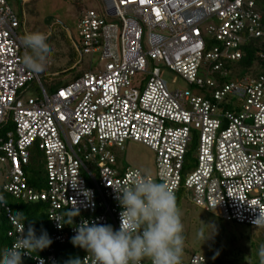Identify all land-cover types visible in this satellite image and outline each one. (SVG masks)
<instances>
[{
	"label": "built area",
	"instance_id": "2783aa9c",
	"mask_svg": "<svg viewBox=\"0 0 264 264\" xmlns=\"http://www.w3.org/2000/svg\"><path fill=\"white\" fill-rule=\"evenodd\" d=\"M81 13L75 44L91 55L89 70L48 93L21 63L22 21L0 0V126L13 125L0 136V194L47 203L52 243L38 255L44 264H58L56 244L83 220L119 227L114 188L143 172L119 165L112 148L127 141L154 151L151 175L176 200L183 193L228 222L256 227L264 211V74L233 78L228 64L251 40L264 63V0H102L99 10ZM159 62L196 92L170 89ZM35 81L43 94L27 97ZM33 146L45 156L42 189L25 173ZM71 207L79 215L57 227L53 218L63 223ZM0 209L13 244L17 229ZM32 256L22 257L39 264ZM82 264H92L86 252ZM182 264L219 263L195 252Z\"/></svg>",
	"mask_w": 264,
	"mask_h": 264
},
{
	"label": "clouds",
	"instance_id": "9594fccd",
	"mask_svg": "<svg viewBox=\"0 0 264 264\" xmlns=\"http://www.w3.org/2000/svg\"><path fill=\"white\" fill-rule=\"evenodd\" d=\"M21 43L26 49L21 57L24 68L36 77L44 76L52 57L46 37L38 32L28 33L22 37ZM114 190L121 208L119 227L114 230L111 224L83 220L75 225L71 243L84 249L92 264H142L143 261L182 264L184 227L173 189L164 182H156L149 172L143 171L133 173L130 185ZM0 207L12 216L17 229V239L12 246L0 250V264H22V256L33 257V253L37 254L39 264H44L38 253L52 243L47 231L41 228L37 235L31 223L25 229L28 219L22 212L12 215L3 194H0ZM64 215L63 223L59 218H53L57 227L71 225L79 210L71 207ZM252 223L264 227V211H259ZM213 232L211 225L207 235L201 228L196 236L203 243ZM257 256L259 264H264V245L259 247ZM65 264H82V259L72 257Z\"/></svg>",
	"mask_w": 264,
	"mask_h": 264
},
{
	"label": "rangeland",
	"instance_id": "374dc122",
	"mask_svg": "<svg viewBox=\"0 0 264 264\" xmlns=\"http://www.w3.org/2000/svg\"><path fill=\"white\" fill-rule=\"evenodd\" d=\"M10 8L23 18V26L19 29L21 38L28 33L38 32L46 37V44L52 51V57L48 65L46 74L42 77L41 83L48 93L55 91L59 86L72 81L77 76L89 70L91 55L81 56L76 42L80 39L78 34V21L81 12L87 9H100L102 0H7ZM26 51V49H25ZM98 57V56H97ZM161 67L162 77L167 81L170 89H191L196 92L195 86H191L178 73L167 68L164 64L158 63ZM27 97L42 96V88L38 81L33 82L29 87ZM13 129V127H12ZM10 129V130H12ZM4 129H0L2 132ZM9 131V130H8ZM7 132L0 134L5 136ZM112 150L118 157L119 165L138 168L150 174L155 173V153L142 143L127 141L123 148L113 147ZM35 146L31 148L34 156ZM45 166V158L42 160ZM193 165H191L192 167ZM5 177V167L0 164V185ZM178 209L181 213V222L184 227L185 238L183 259H187L191 254L198 252L207 258L214 260L218 248L231 251L230 260L241 252L248 250L245 243L247 235L250 234V226L238 224L233 221H226L214 212L205 211L196 206L189 197L181 193L179 196ZM210 224V225H206ZM214 228L210 238L203 243L197 238L199 229ZM202 243V244H201ZM214 245V251L211 250ZM220 249L217 254L222 256ZM236 255V256H234ZM249 256V255H248ZM227 261V258L223 256ZM250 263V261H249Z\"/></svg>",
	"mask_w": 264,
	"mask_h": 264
},
{
	"label": "trees",
	"instance_id": "16d2710c",
	"mask_svg": "<svg viewBox=\"0 0 264 264\" xmlns=\"http://www.w3.org/2000/svg\"><path fill=\"white\" fill-rule=\"evenodd\" d=\"M23 26V18L20 17ZM21 36V35H20ZM22 39V38H21ZM256 40H251L247 45L244 46V54L241 59L238 61H234L228 64L231 77H238L242 75H258L260 73L264 74V63L258 60L255 55V49L258 48ZM78 77V76H77ZM74 78L73 80L77 79ZM72 80V81H73ZM71 81H68L70 83ZM67 84V83H66ZM54 92V91H52ZM51 92V93H52ZM12 123L8 122L3 126H0V129H4L0 134L7 132L12 129ZM37 151L39 154L34 156L35 154L31 152L29 164L25 168V173L28 179V183L37 189H42L45 187L47 175H46V167L43 165V158H45L44 153L41 152L37 147ZM34 154V155H33ZM119 161V160H118ZM179 199V198H178ZM176 200L177 207L179 206V200ZM7 204H9L12 208V211L16 214L17 212H22L23 215L28 219L25 223V229L28 224L31 223L34 229L36 230V234H40L41 228L47 231L48 236L51 233V224L47 215V203L43 201L36 202H28L20 199H16L10 195H6ZM236 223V222H235ZM248 226V225H247ZM250 234L247 235L245 243L248 244V250L246 252H241L240 254L234 255L233 259L230 260L231 251L223 248L222 256L217 254L219 250L216 252L215 257L213 258L219 264H259V258L257 256V251L261 245H264V229L258 228L254 226H250ZM11 228V224L8 218L5 215L3 209H0V250L7 249L11 246L13 239L8 235V231ZM72 235L68 236L67 240L63 244H56L55 246V254L58 258V264H65L72 257H82L85 254V250L74 246L71 243ZM214 243L212 245L211 250L214 249ZM45 249L40 251L38 255L44 254ZM37 255L36 253H33ZM249 255V256H248ZM225 256L227 261L224 259ZM250 261V263H249ZM22 264H34L33 259L22 257Z\"/></svg>",
	"mask_w": 264,
	"mask_h": 264
},
{
	"label": "snow or ice",
	"instance_id": "6c2138e0",
	"mask_svg": "<svg viewBox=\"0 0 264 264\" xmlns=\"http://www.w3.org/2000/svg\"><path fill=\"white\" fill-rule=\"evenodd\" d=\"M61 95H63V93H61Z\"/></svg>",
	"mask_w": 264,
	"mask_h": 264
}]
</instances>
